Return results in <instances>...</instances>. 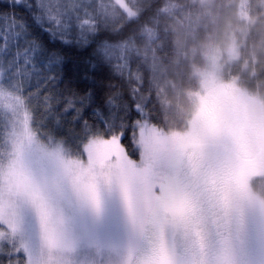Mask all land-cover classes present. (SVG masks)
I'll use <instances>...</instances> for the list:
<instances>
[{
	"label": "snow or ice",
	"instance_id": "obj_1",
	"mask_svg": "<svg viewBox=\"0 0 264 264\" xmlns=\"http://www.w3.org/2000/svg\"><path fill=\"white\" fill-rule=\"evenodd\" d=\"M233 13L0 0V264H264V42L217 79L180 40Z\"/></svg>",
	"mask_w": 264,
	"mask_h": 264
},
{
	"label": "trees",
	"instance_id": "obj_2",
	"mask_svg": "<svg viewBox=\"0 0 264 264\" xmlns=\"http://www.w3.org/2000/svg\"><path fill=\"white\" fill-rule=\"evenodd\" d=\"M230 2V0H226ZM253 4L264 3V0H252ZM254 17L249 20L242 19L238 13L229 14L221 17L215 22L208 21L206 27L201 26L198 30V35L193 38L191 35H181L180 40L189 48L195 49V55L198 57V67L204 65L206 58V46L208 43H223L229 36L235 34L240 43V57L235 59L233 63L224 64L221 75L223 77V70L232 64L242 61L246 53L252 49L256 44L264 42V24L253 22ZM193 39L195 42L193 43ZM243 85V84H242ZM246 86V85H244Z\"/></svg>",
	"mask_w": 264,
	"mask_h": 264
},
{
	"label": "rangeland",
	"instance_id": "obj_3",
	"mask_svg": "<svg viewBox=\"0 0 264 264\" xmlns=\"http://www.w3.org/2000/svg\"><path fill=\"white\" fill-rule=\"evenodd\" d=\"M240 57V43L238 37L232 33L229 38L223 43H208L206 46V58L204 65L200 68L211 69L213 58H215V64L217 66L216 77L217 79H222V69L224 64L233 63L235 59ZM239 88L247 89L244 85H238Z\"/></svg>",
	"mask_w": 264,
	"mask_h": 264
},
{
	"label": "flooded vegetation",
	"instance_id": "obj_4",
	"mask_svg": "<svg viewBox=\"0 0 264 264\" xmlns=\"http://www.w3.org/2000/svg\"><path fill=\"white\" fill-rule=\"evenodd\" d=\"M255 166L253 165V168H254Z\"/></svg>",
	"mask_w": 264,
	"mask_h": 264
}]
</instances>
